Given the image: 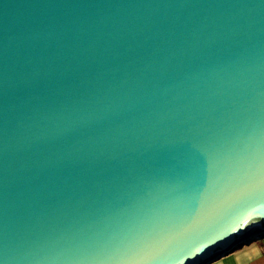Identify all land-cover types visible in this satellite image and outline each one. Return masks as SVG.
<instances>
[{
    "label": "water",
    "instance_id": "95a60500",
    "mask_svg": "<svg viewBox=\"0 0 264 264\" xmlns=\"http://www.w3.org/2000/svg\"><path fill=\"white\" fill-rule=\"evenodd\" d=\"M252 235L264 0H0V264H211Z\"/></svg>",
    "mask_w": 264,
    "mask_h": 264
},
{
    "label": "crops",
    "instance_id": "0c3cea01",
    "mask_svg": "<svg viewBox=\"0 0 264 264\" xmlns=\"http://www.w3.org/2000/svg\"><path fill=\"white\" fill-rule=\"evenodd\" d=\"M246 247L247 248H242L239 252L225 259H222V257L230 253L222 256L216 260L218 261L216 264H264V235L252 241L249 245H246Z\"/></svg>",
    "mask_w": 264,
    "mask_h": 264
},
{
    "label": "rangeland",
    "instance_id": "374dc122",
    "mask_svg": "<svg viewBox=\"0 0 264 264\" xmlns=\"http://www.w3.org/2000/svg\"><path fill=\"white\" fill-rule=\"evenodd\" d=\"M248 242H249V241L245 239V241H244L243 244H247ZM243 244H239L238 246H241V245H243ZM242 248H247V247L244 245L243 247H241V249H240V248H239V249H236L234 252L230 253L229 255H227V256H225V257H222V259H225V258H227V257H229V256H231V255H234L235 253H237V252H239L240 250H242ZM217 262H218V261L213 262V263H211V264H216Z\"/></svg>",
    "mask_w": 264,
    "mask_h": 264
},
{
    "label": "bare ground",
    "instance_id": "6f19581e",
    "mask_svg": "<svg viewBox=\"0 0 264 264\" xmlns=\"http://www.w3.org/2000/svg\"><path fill=\"white\" fill-rule=\"evenodd\" d=\"M258 236H261V235H252L250 240L256 239Z\"/></svg>",
    "mask_w": 264,
    "mask_h": 264
},
{
    "label": "snow or ice",
    "instance_id": "6c2138e0",
    "mask_svg": "<svg viewBox=\"0 0 264 264\" xmlns=\"http://www.w3.org/2000/svg\"><path fill=\"white\" fill-rule=\"evenodd\" d=\"M185 264H186V262H185Z\"/></svg>",
    "mask_w": 264,
    "mask_h": 264
}]
</instances>
